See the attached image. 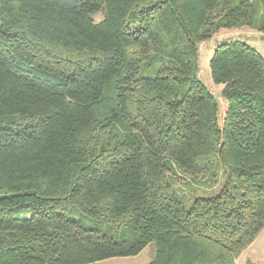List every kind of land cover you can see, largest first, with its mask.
I'll return each instance as SVG.
<instances>
[{"label": "trees", "instance_id": "16d2710c", "mask_svg": "<svg viewBox=\"0 0 264 264\" xmlns=\"http://www.w3.org/2000/svg\"><path fill=\"white\" fill-rule=\"evenodd\" d=\"M241 27L264 0H0V264H236L264 228V56L216 47L221 117L199 45Z\"/></svg>", "mask_w": 264, "mask_h": 264}, {"label": "rangeland", "instance_id": "374dc122", "mask_svg": "<svg viewBox=\"0 0 264 264\" xmlns=\"http://www.w3.org/2000/svg\"><path fill=\"white\" fill-rule=\"evenodd\" d=\"M94 18L97 22H99L104 18V13L99 12L94 15ZM227 40L244 41L264 56V32L251 27L221 29L211 39L200 43L199 75L209 87V89L217 96L220 103L221 117L225 115L227 101L222 97L221 94L222 85L215 84L212 79L210 71V59L212 58L216 47ZM187 180V178L183 177V174L174 178L176 187L182 194L184 193L190 198H193L195 195L211 194L220 189V185H217L214 189H210L205 185L200 184L198 185V190L193 192L186 186ZM70 216L73 219L80 221L86 227L97 228L105 233L110 232V226L106 221H98L87 217L77 208H71ZM155 254L156 244L152 242L139 255L129 257H115L97 261L91 264H148L155 257ZM248 262L264 264V228L257 235L255 240L246 249H244L236 259V264H248Z\"/></svg>", "mask_w": 264, "mask_h": 264}, {"label": "crops", "instance_id": "0c3cea01", "mask_svg": "<svg viewBox=\"0 0 264 264\" xmlns=\"http://www.w3.org/2000/svg\"><path fill=\"white\" fill-rule=\"evenodd\" d=\"M149 264V263H148Z\"/></svg>", "mask_w": 264, "mask_h": 264}]
</instances>
